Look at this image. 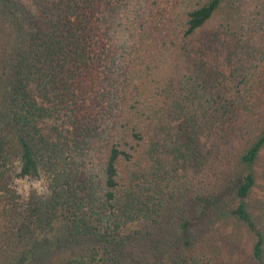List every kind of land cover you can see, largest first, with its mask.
<instances>
[{
	"label": "trees",
	"instance_id": "1",
	"mask_svg": "<svg viewBox=\"0 0 264 264\" xmlns=\"http://www.w3.org/2000/svg\"><path fill=\"white\" fill-rule=\"evenodd\" d=\"M263 150L264 0H0V264H264Z\"/></svg>",
	"mask_w": 264,
	"mask_h": 264
},
{
	"label": "rangeland",
	"instance_id": "2",
	"mask_svg": "<svg viewBox=\"0 0 264 264\" xmlns=\"http://www.w3.org/2000/svg\"><path fill=\"white\" fill-rule=\"evenodd\" d=\"M257 94V93H256ZM47 127H44V131L47 132ZM258 185L255 188L254 192V199L255 200H263L264 199V150L262 152L261 159L258 164ZM224 230L226 232L229 231V233L232 234V244H234L232 247L229 245L228 249L229 251L228 256L225 255L226 260L232 263H225V264H234V260H239L241 263H243L244 258L248 257V255L251 253L253 244H254V238L252 234L246 233L245 229L242 228L238 220H228L227 225H225ZM238 263V264H241Z\"/></svg>",
	"mask_w": 264,
	"mask_h": 264
}]
</instances>
